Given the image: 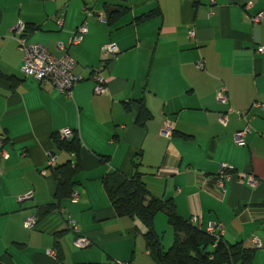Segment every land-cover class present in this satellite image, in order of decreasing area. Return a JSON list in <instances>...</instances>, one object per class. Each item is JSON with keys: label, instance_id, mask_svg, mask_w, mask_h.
I'll use <instances>...</instances> for the list:
<instances>
[{"label": "crops", "instance_id": "0c3cea01", "mask_svg": "<svg viewBox=\"0 0 264 264\" xmlns=\"http://www.w3.org/2000/svg\"><path fill=\"white\" fill-rule=\"evenodd\" d=\"M126 8L125 15H119ZM158 9L163 15L137 21ZM259 13L262 20L254 23L252 17ZM60 17L62 26L57 22ZM19 21L37 27L28 40L58 57L68 51L77 61L75 73L83 80L71 95L51 81L42 84L24 75L23 52L12 35ZM85 23L87 33L71 45L72 36ZM59 43L67 49H59ZM110 43L118 45L116 55L105 54L104 46ZM260 46H264V0H0V135L8 140L9 154L0 156V219L12 217L14 224L9 242L0 235V260L22 264L19 253L27 252L23 256L30 264H55L54 233L65 228L67 233L74 231V241L79 235L87 237L90 248L132 237L142 225L117 217L101 178L115 170L132 174L137 155L151 194L173 198L181 216H197L204 229L210 223L221 225L223 237L231 243L257 247L252 239L259 237L262 247H257L254 264H264ZM107 59L111 61L105 67ZM95 72L106 79L107 93H94ZM14 81L19 82L15 89ZM222 87L228 95L224 104L216 97ZM140 100L153 113L145 127L136 123L137 108H125L126 102ZM237 111L246 114L240 118ZM222 114L228 116L226 124L220 121ZM166 121L174 123L170 136L162 131ZM245 127L250 131L246 145L240 146L235 134ZM65 129L77 130L84 143L78 201H66L36 229H27L24 221L35 215L36 206L53 201L56 183L50 172L44 175L42 170L50 151L57 150L59 161L68 160L52 138ZM97 154L109 155V162H100ZM224 164L232 170L224 175L221 188ZM249 175L259 184L253 186ZM27 194L29 199L19 200ZM81 213L90 215V223ZM160 214L157 230L166 223V215ZM112 228L114 233L107 235ZM61 242L64 245L63 238ZM97 252L94 248L91 256L87 251L72 260H67L66 252V261L104 263ZM109 256L130 263L135 254L128 259Z\"/></svg>", "mask_w": 264, "mask_h": 264}, {"label": "trees", "instance_id": "16d2710c", "mask_svg": "<svg viewBox=\"0 0 264 264\" xmlns=\"http://www.w3.org/2000/svg\"><path fill=\"white\" fill-rule=\"evenodd\" d=\"M127 9L128 8L120 10L119 15H125ZM161 15L163 14L160 9H158L149 12L147 15L138 16L137 21H144ZM36 29L37 27L25 23L24 35L29 37ZM110 61L111 59L105 60V67H107ZM92 74L96 86V77L104 76L97 72ZM0 76L2 75L0 74ZM18 83L19 82L14 81L12 88L15 89ZM134 107L138 110L136 123L145 127L148 121L153 118V113L146 106L144 100L125 103V108L128 111H133ZM61 132L54 133L52 138L57 149L64 155L69 156V158L64 162L59 161L56 153L57 150L47 155V167L42 170V173L47 175V173L50 172L56 183L53 201L36 206L37 211L35 215H32L35 218L34 225L27 226L24 221V226L27 229H36L40 222L50 217L54 212L61 211L66 201L75 202L73 196L76 193L79 198L77 188L81 183L80 176L84 171L82 163L84 143L77 130H74L73 135L69 138L62 137ZM0 139L3 141V144L0 145L3 151L6 148L8 140L3 135H0ZM0 156H2V153ZM51 158L55 159L54 163L51 162ZM97 158L102 163H107L110 160V156L104 154H97ZM141 167L142 163L136 155L132 159V174L126 175L119 170H115L103 175L101 182L110 198L117 217H128L132 220L139 221L142 225L137 229L143 234L146 250L149 252V256L154 264H252L255 261L257 247L245 246L241 241L231 243L223 236L209 233L207 228L204 229L200 226L199 218L197 222H193V217L190 219L182 217L178 212L177 205L173 198L161 199L151 194L143 181V172L140 170ZM230 170H232L231 166L226 168L225 174ZM219 175L221 176V171ZM161 212L166 215L169 225L172 226L174 230L173 242L168 249L165 248L162 237L157 232L155 225L156 217ZM66 233V228L60 229L54 233L56 239L54 244V249L56 251L55 264H68L61 242V238ZM79 236L77 238H79ZM15 244L17 246L22 245V243L18 242ZM74 246L76 245L74 244ZM132 262L133 261H130L129 263L127 261L112 259L107 263L96 264H132ZM0 264L5 263L0 260Z\"/></svg>", "mask_w": 264, "mask_h": 264}, {"label": "built area", "instance_id": "2783aa9c", "mask_svg": "<svg viewBox=\"0 0 264 264\" xmlns=\"http://www.w3.org/2000/svg\"><path fill=\"white\" fill-rule=\"evenodd\" d=\"M262 13H259L252 17L254 23H259L262 20ZM57 22L60 26L63 25V18L60 17L57 19ZM13 37L18 44V48L23 52V65L22 71L25 76L32 77L41 82L42 84L51 81L58 90H60L64 94L71 95L72 88L76 83L83 79L81 75H77L75 73V67L77 65L76 60L69 54L68 51H65L64 55L61 57L56 56L53 52H51L46 46L41 43L31 42L28 40V37L24 35L25 31V23L24 21H19L12 28ZM88 31V26L85 23L80 26L75 34L72 36L71 45H75L79 43L85 33ZM195 32H191V36H194ZM59 49L66 50L67 48L63 45V43H59ZM119 51L117 44L110 43L104 46V52L106 55H116ZM259 52H264V46L258 47ZM200 67L203 66V63L198 62ZM97 85L95 86L96 94H105L108 92V87L106 84V80L102 76H97ZM216 97L219 102L227 103L228 95L225 87L220 88L217 91ZM232 109H230L231 111ZM237 114L240 118L245 116L244 111H237ZM220 121L224 124L227 123V114H222L220 116ZM174 129V123L172 121H166L164 127L162 129L163 133L166 135H171ZM250 131L249 127H245L235 134L236 143L240 146L246 145V135ZM62 137L69 138L73 135V131L70 129H65L61 132ZM3 144V141L0 139V145ZM52 151L49 152L50 155ZM8 153L6 150L2 151L3 157H8ZM51 162L54 163L55 159L51 158ZM229 165H222L221 176L219 179V184L221 188H223V178L225 174L226 168H229ZM2 169L0 167V173ZM248 181L256 186L259 184V181L253 175L248 176ZM31 194L23 195L19 197L20 201L30 198ZM74 201L78 200L77 193L73 196ZM199 219L197 216H194L192 221L197 222ZM35 223V218L33 216L26 219L25 224L27 226H33ZM219 228V231L217 230ZM207 231L209 233L215 234L217 236H223L224 229L221 225H215L214 223H210L207 227ZM218 231V232H217ZM253 243L257 247H262V243L259 237H253ZM76 247L78 248H86L90 245V241L86 237L79 236L74 242ZM52 253V250L48 251Z\"/></svg>", "mask_w": 264, "mask_h": 264}, {"label": "rangeland", "instance_id": "374dc122", "mask_svg": "<svg viewBox=\"0 0 264 264\" xmlns=\"http://www.w3.org/2000/svg\"><path fill=\"white\" fill-rule=\"evenodd\" d=\"M227 121H228V116H227ZM67 204H70V202H68ZM163 215L165 214L163 213ZM81 216L84 219V222L90 223L91 221L90 215L81 213ZM160 217H163V216L160 214ZM13 227H14V224H13L12 217L11 219L10 218L0 219V235L4 242L6 241L9 242L11 240V236L13 233L12 231ZM101 227L104 228V225H102ZM158 228L159 229L158 230L156 229V230L161 235L165 248L168 249L173 242L174 230L172 226L169 225L167 221V217H166V223H163V225H161V227L159 226ZM106 233L107 235H112L114 233V229L113 228L109 229L107 230ZM62 238L64 239L63 248L65 251V254L67 252V255H68L67 260L69 258L70 260H72L76 255L83 254V252H87V251H88V254L91 256L93 249L96 248V249H99V252H97L96 254L97 258L98 259L102 258V260H104V263L112 260V258L109 255H111L112 257L125 255L127 257H125L124 259H128V258H131L134 253L135 257L133 258V261H135L134 262L135 264H154L151 257L147 254L146 247H145V240H144L143 234L139 230H137V232H135L130 238H127V239L118 238V240L114 239V240H109L106 242L102 241L99 247L98 245L93 244L91 248L90 247L77 248L76 246H74V243H73L74 242V239H73L74 231H69ZM68 238L70 240H68ZM13 249L15 250V248ZM19 254H20L22 264H30L27 257L23 256V255H28L27 252H22ZM115 258L116 257H114V259ZM119 261H123V260H119ZM255 261L252 264H254Z\"/></svg>", "mask_w": 264, "mask_h": 264}]
</instances>
